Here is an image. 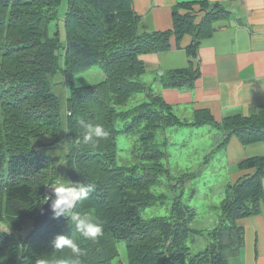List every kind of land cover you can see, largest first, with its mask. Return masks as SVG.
<instances>
[{
  "label": "trees",
  "instance_id": "16d2710c",
  "mask_svg": "<svg viewBox=\"0 0 264 264\" xmlns=\"http://www.w3.org/2000/svg\"><path fill=\"white\" fill-rule=\"evenodd\" d=\"M61 1L0 0V224L6 228L0 231V264L76 259L80 264H227L242 247L236 222L261 213L264 157L237 164V170L254 173L224 188L210 243L191 254L186 239L195 232L189 226L195 213L181 197L173 199L168 215L143 217L145 209L166 200L151 191L167 173L168 146L160 135L172 127L209 124L226 133L212 152L231 136L242 145L264 143V109L220 123L197 110L192 122H184L162 97L137 81L146 73L145 56L167 52L170 37L178 45L184 35L193 36L186 48L192 56L199 42L212 35V23L226 12L215 5L195 23L194 4L181 3L172 9V30L141 33L132 0H65L59 16ZM94 67L103 75L100 82L73 84L76 75ZM58 72L68 84L63 101L50 87ZM156 76L162 88L191 89L197 72L190 64ZM146 91L143 102L127 107L134 94ZM80 121L102 126L108 136L85 145ZM120 135L135 137L121 153ZM40 147L49 152L41 153ZM53 151L61 156L60 170ZM123 153L128 156L124 163ZM58 181L90 186L76 211L102 225L96 240L84 239L68 218L54 214L32 229L47 189ZM58 235L74 239L85 254L54 250Z\"/></svg>",
  "mask_w": 264,
  "mask_h": 264
},
{
  "label": "crops",
  "instance_id": "0c3cea01",
  "mask_svg": "<svg viewBox=\"0 0 264 264\" xmlns=\"http://www.w3.org/2000/svg\"><path fill=\"white\" fill-rule=\"evenodd\" d=\"M181 3L194 4L195 23L215 5L226 16L212 23V35L199 42L192 56L187 55L186 48L192 44L193 36L184 35L178 45L171 36L167 52L144 57L145 74L152 76L147 84L151 92L187 121L197 110L207 111L220 123L225 117H246L264 109V0H132L133 11L140 19L139 31L172 30V9ZM190 64L197 72L191 89L162 88L157 82V72L184 70ZM221 149L226 152L228 167L234 169L232 182L254 173L252 169L237 170L239 162L264 157L263 142L242 145L234 136ZM261 186L264 192V179ZM259 207V215L236 222L242 230V247L227 264H264V201Z\"/></svg>",
  "mask_w": 264,
  "mask_h": 264
},
{
  "label": "rangeland",
  "instance_id": "374dc122",
  "mask_svg": "<svg viewBox=\"0 0 264 264\" xmlns=\"http://www.w3.org/2000/svg\"><path fill=\"white\" fill-rule=\"evenodd\" d=\"M65 0L61 1L58 14L63 15ZM139 27V26H138ZM60 30V27L58 26ZM61 39L62 33H61ZM101 71L97 67L91 68L84 73L76 75L73 79L75 86H83L100 82ZM164 73V72H161ZM152 76L145 74L137 78V81L146 85L150 84ZM51 91L63 101L68 87L62 73H57L50 82ZM153 89V88H152ZM134 94L127 107H133L145 100V94ZM182 118V117H181ZM188 122L186 118L182 119ZM189 122H192L189 121ZM225 133L222 130L213 128L209 124L201 126H182L166 129L160 135L162 142L167 143V162L165 166L167 173L160 179L158 184L151 189L155 194H164L166 200L163 203H155L144 210L143 217L166 216L169 214L170 205L176 197H181L183 203L196 211L195 221L190 224V228L196 229L197 234L190 233L186 239V245L191 254H195L209 243V233L215 227L219 215V204L222 200L223 189L226 185H231V174L234 169L229 168L226 163V152L223 149L212 152V150L224 139ZM135 140L134 136L120 135L117 139L119 152L128 148ZM43 154L49 152L47 148L40 147ZM121 156L122 162H126L128 156ZM56 159L57 167L60 170L63 163H60V154L53 151L52 155ZM54 187V186H52ZM51 188V187H50ZM48 188L50 193L52 189ZM191 196V199L188 198ZM27 226L22 231V235L28 232ZM0 231L5 228L0 224ZM119 260L124 263V245H119Z\"/></svg>",
  "mask_w": 264,
  "mask_h": 264
},
{
  "label": "clouds",
  "instance_id": "9594fccd",
  "mask_svg": "<svg viewBox=\"0 0 264 264\" xmlns=\"http://www.w3.org/2000/svg\"><path fill=\"white\" fill-rule=\"evenodd\" d=\"M83 129L82 142L85 145H95L99 140L108 136V132L100 125H93L80 121ZM52 189L49 196H46L47 202L51 200L50 209L54 214V218L61 216L68 218L75 226L76 231L86 240H96L102 235V225L93 221L89 216L82 215L76 211L79 201L88 198L90 186L81 183H72L70 181H58ZM54 250L70 249L75 256L80 257L85 253L71 237L58 235L52 241ZM38 264H49L47 260H40ZM54 264H80V260H57Z\"/></svg>",
  "mask_w": 264,
  "mask_h": 264
},
{
  "label": "water",
  "instance_id": "95a60500",
  "mask_svg": "<svg viewBox=\"0 0 264 264\" xmlns=\"http://www.w3.org/2000/svg\"><path fill=\"white\" fill-rule=\"evenodd\" d=\"M50 204H51V200H48L47 202V198H46L42 206L37 211V213L33 216L31 221V227L34 230H37L40 227H42V225L46 222V220L53 214V212L50 209Z\"/></svg>",
  "mask_w": 264,
  "mask_h": 264
}]
</instances>
